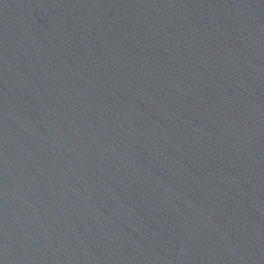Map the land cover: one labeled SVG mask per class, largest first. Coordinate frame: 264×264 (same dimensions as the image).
<instances>
[{"label":"water","instance_id":"water-1","mask_svg":"<svg viewBox=\"0 0 264 264\" xmlns=\"http://www.w3.org/2000/svg\"><path fill=\"white\" fill-rule=\"evenodd\" d=\"M0 264H264V0H0Z\"/></svg>","mask_w":264,"mask_h":264}]
</instances>
